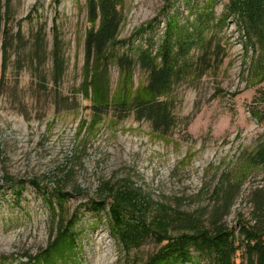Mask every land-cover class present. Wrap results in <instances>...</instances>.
I'll return each instance as SVG.
<instances>
[{"label": "rangeland", "instance_id": "374dc122", "mask_svg": "<svg viewBox=\"0 0 264 264\" xmlns=\"http://www.w3.org/2000/svg\"><path fill=\"white\" fill-rule=\"evenodd\" d=\"M5 1L23 44L11 47L0 78V264H29L25 257L69 228L77 264H153L168 243L190 232L185 215L211 231L205 220L220 183L232 185L220 222L228 240L224 259L213 264H264V211L257 223L253 209L256 191L264 202V167L243 166L245 154L264 146V121L250 115L256 90H264L253 85L264 71V0H123L111 52L153 56L169 36L175 44L169 19L176 34L194 42L190 58L202 40L223 50L201 77L172 86L175 125L164 138L132 116H107L89 127L79 92L86 0H0V14ZM39 27L44 57L37 67L30 60ZM54 34L64 62L57 86ZM107 73L111 92L118 76L112 63ZM132 80L145 83L137 66Z\"/></svg>", "mask_w": 264, "mask_h": 264}, {"label": "trees", "instance_id": "16d2710c", "mask_svg": "<svg viewBox=\"0 0 264 264\" xmlns=\"http://www.w3.org/2000/svg\"><path fill=\"white\" fill-rule=\"evenodd\" d=\"M123 0H86L88 26L83 41L82 82L79 92L84 101L88 102L90 120L89 127L96 126L101 119L109 117L116 122L132 116L135 121H145L151 132L162 138L170 135L175 125L172 116V105L167 99L172 86L182 81L186 76L201 77L220 59L223 50L218 43L207 39L197 43L198 54L190 58L186 51L194 46L192 39L185 40L182 34H176V24L168 20L170 35L157 49L153 56L148 52L139 51L136 55L115 54L110 50V44L115 39L121 23L120 8ZM7 1L2 6L0 14V78L4 73L9 50L13 46L23 44L19 30L12 32L7 20ZM172 38V39H173ZM179 42V43H178ZM176 45V46H174ZM43 27H39L32 37L31 60L39 67L43 59ZM51 58V84L57 86L64 72V62L60 42L53 35ZM112 63L117 70V81L110 92L107 66ZM138 67L145 74V83L137 84L132 80V71ZM39 85L43 86L44 76L37 72ZM253 85H264V71L257 76ZM255 104L250 108V115L255 122L264 121V90L258 88ZM85 121H81L79 129ZM244 167H264V146H260L251 154H245ZM70 173V170H69ZM220 183L218 203L209 212L205 222L210 230L205 229L199 217L186 218L187 230L164 248L162 256L153 264H213L224 259L223 251L227 247L226 230L220 225L223 215L230 204L232 185ZM75 191L78 187L75 186ZM260 191L253 194V209L257 223L264 211V202L259 198ZM260 227V226H259ZM255 229V228H254ZM248 231L254 237L255 230ZM59 235L50 238L46 248L36 256L29 258V264H77V247L71 235V229H66ZM192 252L194 256H192Z\"/></svg>", "mask_w": 264, "mask_h": 264}]
</instances>
